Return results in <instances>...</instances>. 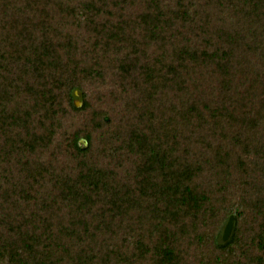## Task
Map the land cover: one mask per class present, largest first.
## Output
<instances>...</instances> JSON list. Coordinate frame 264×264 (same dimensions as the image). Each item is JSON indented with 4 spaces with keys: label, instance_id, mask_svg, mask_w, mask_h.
<instances>
[{
    "label": "trees",
    "instance_id": "trees-1",
    "mask_svg": "<svg viewBox=\"0 0 264 264\" xmlns=\"http://www.w3.org/2000/svg\"><path fill=\"white\" fill-rule=\"evenodd\" d=\"M0 264H264V0H0Z\"/></svg>",
    "mask_w": 264,
    "mask_h": 264
},
{
    "label": "water",
    "instance_id": "water-1",
    "mask_svg": "<svg viewBox=\"0 0 264 264\" xmlns=\"http://www.w3.org/2000/svg\"><path fill=\"white\" fill-rule=\"evenodd\" d=\"M76 105L80 106V103L76 100ZM223 233H222V239L224 241H226L228 239V237L231 234L232 228H233V217L230 216L227 223L225 224V226L223 227Z\"/></svg>",
    "mask_w": 264,
    "mask_h": 264
},
{
    "label": "rangeland",
    "instance_id": "rangeland-1",
    "mask_svg": "<svg viewBox=\"0 0 264 264\" xmlns=\"http://www.w3.org/2000/svg\"><path fill=\"white\" fill-rule=\"evenodd\" d=\"M77 100V99H76ZM78 101V100H77ZM79 102V101H78ZM80 103V102H79ZM80 106H81V103H80Z\"/></svg>",
    "mask_w": 264,
    "mask_h": 264
}]
</instances>
